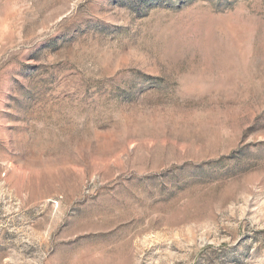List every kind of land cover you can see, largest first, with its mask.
Returning a JSON list of instances; mask_svg holds the SVG:
<instances>
[{
	"label": "rangeland",
	"instance_id": "1",
	"mask_svg": "<svg viewBox=\"0 0 264 264\" xmlns=\"http://www.w3.org/2000/svg\"><path fill=\"white\" fill-rule=\"evenodd\" d=\"M0 264H264V0H0Z\"/></svg>",
	"mask_w": 264,
	"mask_h": 264
}]
</instances>
